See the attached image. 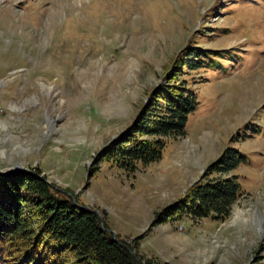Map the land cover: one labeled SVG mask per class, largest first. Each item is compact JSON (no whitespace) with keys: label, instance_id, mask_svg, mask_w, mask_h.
Segmentation results:
<instances>
[{"label":"rangeland","instance_id":"obj_1","mask_svg":"<svg viewBox=\"0 0 264 264\" xmlns=\"http://www.w3.org/2000/svg\"><path fill=\"white\" fill-rule=\"evenodd\" d=\"M174 78L199 101L186 134L134 171L96 163ZM228 146L245 158L228 217L150 226ZM17 165L145 259L264 264V0H0V173Z\"/></svg>","mask_w":264,"mask_h":264},{"label":"trees","instance_id":"obj_2","mask_svg":"<svg viewBox=\"0 0 264 264\" xmlns=\"http://www.w3.org/2000/svg\"><path fill=\"white\" fill-rule=\"evenodd\" d=\"M209 54L196 48L180 68H200ZM147 99L134 120L96 153V163L109 161L134 171L137 163L160 160L167 142L186 134L188 116L199 102L195 92L174 78L155 86ZM244 159L235 147L223 149L150 226L184 216L195 222L226 219L243 194L233 171ZM136 247L115 237L90 208L55 197L37 173L26 168L0 173V264H169L143 258Z\"/></svg>","mask_w":264,"mask_h":264},{"label":"water","instance_id":"obj_3","mask_svg":"<svg viewBox=\"0 0 264 264\" xmlns=\"http://www.w3.org/2000/svg\"><path fill=\"white\" fill-rule=\"evenodd\" d=\"M23 169V167L21 166V165H17L15 168H14V170H22ZM1 171V170H0Z\"/></svg>","mask_w":264,"mask_h":264}]
</instances>
